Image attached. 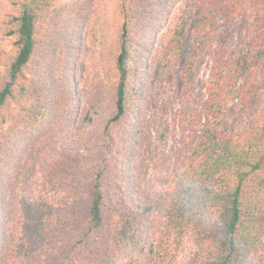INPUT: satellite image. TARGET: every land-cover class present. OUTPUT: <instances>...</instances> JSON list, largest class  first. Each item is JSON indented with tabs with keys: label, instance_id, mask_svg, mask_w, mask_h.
<instances>
[{
	"label": "trees",
	"instance_id": "16d2710c",
	"mask_svg": "<svg viewBox=\"0 0 264 264\" xmlns=\"http://www.w3.org/2000/svg\"><path fill=\"white\" fill-rule=\"evenodd\" d=\"M155 1L156 9H150L149 0H112L117 25L111 40L103 29L91 32V56L105 67L112 107L100 110L90 96L95 106L85 110L84 127L74 132L63 128L75 104L63 77L68 71L57 83L44 74L37 82L30 78L59 0H4L0 34L12 45L0 50L6 69L0 84V155L19 159L0 167V264H175L187 241V264H251L264 248V0ZM220 13L250 22V48L228 61L211 56L197 112L189 98L203 55L217 36ZM148 21L155 30L165 24L155 40L147 35ZM63 40L71 45L72 39ZM146 49L161 58L162 71L185 58L177 125L187 139L171 171L161 168L157 154L150 165L143 152L138 161L135 155L142 120L133 96L134 55ZM122 122L131 130L121 132ZM64 129L68 137H59ZM154 132L160 151L159 126ZM58 137L66 145L90 143L92 152L78 162L88 174L86 199L75 187L58 200L38 199L24 189L26 170L51 152ZM203 211L212 217L210 224L201 221Z\"/></svg>",
	"mask_w": 264,
	"mask_h": 264
},
{
	"label": "rangeland",
	"instance_id": "374dc122",
	"mask_svg": "<svg viewBox=\"0 0 264 264\" xmlns=\"http://www.w3.org/2000/svg\"><path fill=\"white\" fill-rule=\"evenodd\" d=\"M148 5L150 9H156L157 2L149 0ZM6 8L4 0H0V13H3ZM217 22V36L211 43L207 54L203 55L189 98L188 105L197 112L201 109L205 99L213 64L211 56L220 55L228 61L250 48V22L241 17L230 18L222 13L217 15ZM116 25L117 17L112 0H59V5L53 12L47 31L41 37L42 42L36 50L30 78L37 82L40 74H44L51 81L57 83L58 76L62 71L65 69L68 71L63 74V77L67 79L73 90L75 104L69 109L68 119L65 120L63 128L67 127L70 131L76 132L79 128L84 127L83 113L87 108L93 110L92 107L95 106L89 98L90 96L95 99V103L100 105V110L103 106L107 107V111L110 109L112 103L111 85L107 84L103 77L105 67L99 68L91 56L90 41L91 32L94 30V34L100 29H103L102 32L108 36L110 41ZM164 27L165 24L161 21L155 30L148 21L146 29L149 32L147 35L155 40ZM63 38L72 39L71 45H66ZM11 43L12 39L0 34V50L8 51ZM188 52L189 48L187 47L185 56ZM261 57L264 60V54ZM160 59L154 51L148 49L139 50L134 55L133 96L137 103L136 111L139 110L140 120H142L139 124L141 129L137 130L140 147L135 155L138 161L140 153L143 152V158L147 165H150L151 159L157 154L160 156L161 168L171 171L178 167L179 159L182 157L183 143L187 139V132L182 134L177 125V113L183 96L180 76L185 58L166 71H162L159 67ZM241 67L239 83L243 81L245 75L244 65ZM5 78L6 69L0 65V84ZM112 79H110L111 83ZM90 103L92 104L89 105ZM72 118L76 121L74 125H72ZM156 126H159L163 135V147L160 151L154 132ZM205 126L206 123L203 121L200 131ZM65 129L59 137H68L69 130ZM98 129V127L95 129V134ZM119 129L121 132L131 130L127 127V122H122ZM59 137L53 141L51 152L44 153L43 158L34 167L30 166L29 170H26L27 178L24 189L26 192L34 194L38 199L58 200L67 199L68 192L75 187V191L86 199L89 193L88 174L82 171L78 162L82 163L84 156L92 152L90 143L66 145L64 139ZM23 143H26V140ZM18 159L17 155L11 158L1 154L0 167L13 164L12 161L17 162ZM118 161L119 156L117 157ZM120 169L122 168L119 165L118 171ZM149 174L150 171L147 168L145 179L150 178ZM147 183L148 180L146 185ZM190 252L191 242L187 241L175 264H187ZM256 259H260L261 264H264V248L259 251L251 264H257Z\"/></svg>",
	"mask_w": 264,
	"mask_h": 264
},
{
	"label": "clouds",
	"instance_id": "9594fccd",
	"mask_svg": "<svg viewBox=\"0 0 264 264\" xmlns=\"http://www.w3.org/2000/svg\"><path fill=\"white\" fill-rule=\"evenodd\" d=\"M200 219L204 224H210L212 221V217L207 211H203L200 213Z\"/></svg>",
	"mask_w": 264,
	"mask_h": 264
}]
</instances>
